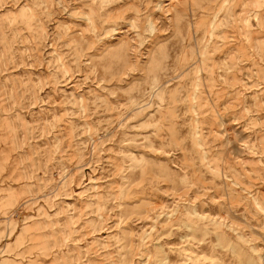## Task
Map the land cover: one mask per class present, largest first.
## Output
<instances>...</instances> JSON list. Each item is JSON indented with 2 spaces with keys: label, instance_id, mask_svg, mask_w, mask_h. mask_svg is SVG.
<instances>
[{
  "label": "rangeland",
  "instance_id": "rangeland-1",
  "mask_svg": "<svg viewBox=\"0 0 264 264\" xmlns=\"http://www.w3.org/2000/svg\"><path fill=\"white\" fill-rule=\"evenodd\" d=\"M0 264H264V0H0Z\"/></svg>",
  "mask_w": 264,
  "mask_h": 264
}]
</instances>
